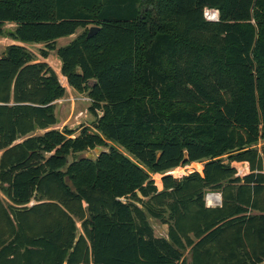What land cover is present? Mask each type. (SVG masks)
Listing matches in <instances>:
<instances>
[{
  "label": "trees",
  "instance_id": "1",
  "mask_svg": "<svg viewBox=\"0 0 264 264\" xmlns=\"http://www.w3.org/2000/svg\"><path fill=\"white\" fill-rule=\"evenodd\" d=\"M7 22L101 115L53 128L56 72L5 47L0 264H264V0H0V35Z\"/></svg>",
  "mask_w": 264,
  "mask_h": 264
},
{
  "label": "rangeland",
  "instance_id": "2",
  "mask_svg": "<svg viewBox=\"0 0 264 264\" xmlns=\"http://www.w3.org/2000/svg\"><path fill=\"white\" fill-rule=\"evenodd\" d=\"M9 27H12V26H9L7 24L5 25V29H10ZM83 31H84L83 27H78L75 30V32L73 34H71L70 36L57 38V41H58L57 45L61 46V45L65 44V42H67V40H69L70 38L71 39L74 38L75 36H77L79 33L83 32ZM8 42H9V39L0 40V55L4 52V50H5L4 47H5L6 43H8ZM29 44H31V43H29ZM55 44H56V42H55ZM42 47H44V45L42 43H39L37 45H30L28 49H30V51H32V53L35 56V59L42 60V58H44L40 54V50ZM49 52H51V55L49 57V65L56 72L57 76L58 75L63 76L60 73V65L56 66V64H55L56 59L59 61V58L57 57L55 51L50 50ZM64 88H65L64 96L59 98V99H56L54 101V105H55L54 111H55V115H56V118L58 121L53 127L58 128L60 130H62L64 127L68 128V129H73L75 132L72 136L77 135L79 133L80 129L83 127L88 128L90 131H96L94 127L96 124L97 116L101 115V111L97 110L100 113L97 112V115H95L91 110H89L91 100L89 99L86 92L79 93L75 89L70 87L67 83L65 84ZM37 132H40V131H37ZM106 142L108 145H114L117 147V144H115L109 140H106ZM256 146L260 147V142ZM118 148L126 156H128L130 158L132 157L130 154L125 152L120 147H118ZM80 156L94 157V153L92 152V149H89L87 151L80 153ZM201 163L202 162H194L191 164H186L184 166L169 170V173L176 175V176H180L183 173H188L194 169L199 168L201 166ZM240 165L241 164H239L237 166V169ZM247 170H248V167L246 168V170L243 169V170H240V171L238 170V171L240 173H245ZM0 198L4 201V203L8 202L6 196L3 194V192L1 190H0ZM32 202H33V200L30 203H32ZM148 220H149L151 226L153 227L155 235H158V236H165L166 235L165 234L166 233L165 232V229H166L165 225L161 224L158 220H156L152 217H148ZM77 226H79V223H77Z\"/></svg>",
  "mask_w": 264,
  "mask_h": 264
},
{
  "label": "crops",
  "instance_id": "3",
  "mask_svg": "<svg viewBox=\"0 0 264 264\" xmlns=\"http://www.w3.org/2000/svg\"><path fill=\"white\" fill-rule=\"evenodd\" d=\"M9 25V26H12V27H9L10 29H5V25ZM15 28V24L13 23V22H7V23H5L4 25H3V31H4V33L3 34H1L0 35V40H3V39H9V42L8 43H6V45H5V47L7 46V45H9V44H18V45H22V46H25L27 49L29 48V46L30 45H37V44H39V43H31V44H29L28 42H22V41H19V40H15V39H12L11 37H9L8 35H7V33L8 32H10V31H12L13 29ZM70 36V35H69ZM60 38H62V37H60ZM69 38V37H68ZM71 40V38L69 39V40H67V42H65V44L66 43H68L69 41ZM57 39H56V45H57ZM64 45V44H63ZM58 46V45H57ZM5 47H4V49H5ZM43 48V47H42ZM28 50H30V49H28ZM32 52V51H31ZM4 53V52H3ZM2 53V54H3ZM1 54V55H2ZM50 55H51V52H49L48 53V55L46 56V57H44V58H42V60H40V59H36V61H45V62H47L48 64H49V57H50ZM57 60V59H56ZM60 61V60H59ZM58 60L57 61H55V64H56V66H59V65H61V62H59ZM59 63V64H58ZM61 73V72H60ZM58 80H59V82H60V84L61 85H63V86H65V84L67 83V81H66V77L65 76H61V75H58ZM53 128H55V127H53ZM245 163V162H244ZM244 163H240V164H244ZM246 165H247V163H245ZM248 167V166H247ZM220 194V193H219ZM220 199H221V196H220ZM206 202V201H205ZM220 202H221V200H220ZM220 202L217 204V205H219L220 204ZM206 205L207 206H211V205H208L207 203H206ZM215 206V205H214ZM163 225H165V224H163ZM166 226V229H165V232H167V225H165ZM166 234V233H165Z\"/></svg>",
  "mask_w": 264,
  "mask_h": 264
},
{
  "label": "built area",
  "instance_id": "4",
  "mask_svg": "<svg viewBox=\"0 0 264 264\" xmlns=\"http://www.w3.org/2000/svg\"><path fill=\"white\" fill-rule=\"evenodd\" d=\"M204 16L208 20L216 21L218 20V11L216 9H205ZM205 200L208 205H217L220 202V194L219 192H208L205 195Z\"/></svg>",
  "mask_w": 264,
  "mask_h": 264
},
{
  "label": "water",
  "instance_id": "5",
  "mask_svg": "<svg viewBox=\"0 0 264 264\" xmlns=\"http://www.w3.org/2000/svg\"><path fill=\"white\" fill-rule=\"evenodd\" d=\"M98 29H99V27L96 26V25H91V26H89L86 36H87V37L92 36L93 34H95V32H96ZM90 82L93 83L94 80H90ZM97 112L100 113L99 111H97ZM106 151H107L106 148H103V147L97 145V146H95V147L92 148V152L94 153V157H91V158L98 157L102 152H106ZM87 157H89V156H87ZM186 159H187V152L184 151V155H183V158H182V160H181V163H182L183 161H185ZM246 168H247V165L244 163V164H241V165L238 167V170H239V171H240V170H243V169L246 170Z\"/></svg>",
  "mask_w": 264,
  "mask_h": 264
},
{
  "label": "bare ground",
  "instance_id": "6",
  "mask_svg": "<svg viewBox=\"0 0 264 264\" xmlns=\"http://www.w3.org/2000/svg\"><path fill=\"white\" fill-rule=\"evenodd\" d=\"M57 61V60H56ZM59 64V63H58Z\"/></svg>",
  "mask_w": 264,
  "mask_h": 264
}]
</instances>
